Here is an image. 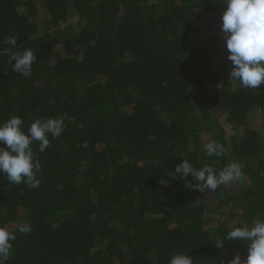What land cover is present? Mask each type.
<instances>
[{
  "label": "trees",
  "instance_id": "1",
  "mask_svg": "<svg viewBox=\"0 0 264 264\" xmlns=\"http://www.w3.org/2000/svg\"><path fill=\"white\" fill-rule=\"evenodd\" d=\"M225 10L222 0H0V124L19 116L27 134L39 118L64 122L44 152L32 144L38 188L0 173V226L16 235L6 264L247 259L250 242H215L264 218V121L253 124L264 83L230 80ZM26 48L28 77L9 63ZM204 125L221 156L204 151ZM184 159L217 171L237 162L245 181L193 190L175 173Z\"/></svg>",
  "mask_w": 264,
  "mask_h": 264
},
{
  "label": "clouds",
  "instance_id": "2",
  "mask_svg": "<svg viewBox=\"0 0 264 264\" xmlns=\"http://www.w3.org/2000/svg\"><path fill=\"white\" fill-rule=\"evenodd\" d=\"M222 3L226 5V10L221 17V31L229 53L228 59L232 63L230 80L239 81L245 89H258L264 83V0H222ZM3 43L15 47L17 37L9 35ZM10 51L5 49L4 54ZM35 60L34 52L28 48L9 55L13 70L25 77L31 75ZM23 123L22 118L13 116L0 124V145H6L0 146V173L6 176L10 184L23 182L29 188H38L40 180L37 173L41 171V164L32 144L37 143L39 151L44 152L50 144L49 136H61L64 122L60 117L39 118L31 123L27 134L22 128ZM204 151L209 157H219L224 149L215 142H208L204 145ZM175 173L186 181V187L200 192L215 191L220 185L240 180L243 176L242 166L237 162L217 171L211 165L197 169L186 159L175 166ZM18 231L21 234L29 233L31 224L24 222ZM15 239V233L0 226V264H6L12 255V241ZM225 239L250 242L247 259L236 255L228 264H264V218L241 223L222 240H217L216 247L223 248ZM168 264H193V261L187 253L178 252L169 259Z\"/></svg>",
  "mask_w": 264,
  "mask_h": 264
},
{
  "label": "rangeland",
  "instance_id": "3",
  "mask_svg": "<svg viewBox=\"0 0 264 264\" xmlns=\"http://www.w3.org/2000/svg\"><path fill=\"white\" fill-rule=\"evenodd\" d=\"M219 33L221 34V38H222V41H223V43L225 44V40L223 39V33H222V31H221V26H220V28H219ZM263 121H264V119L262 118V114L259 112L257 115H255L254 116V119H253V124L255 125V127H257L258 129H260L261 127H262V130H263V126H262V124H263ZM202 138H203V140L205 141V142H210V141H212V142H215V143H217L218 145H220L221 144V142L219 141V140H217V141H215V138H214V135L212 134V129H211V127L209 126H207V125H204L203 127H202ZM242 181H245V179H240V180H235V186H241L242 185ZM245 183V182H244Z\"/></svg>",
  "mask_w": 264,
  "mask_h": 264
}]
</instances>
